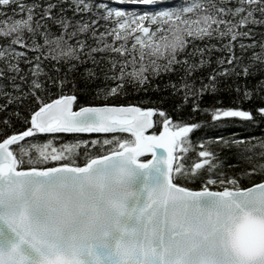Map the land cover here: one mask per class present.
<instances>
[{"label": "snow or ice", "instance_id": "1", "mask_svg": "<svg viewBox=\"0 0 264 264\" xmlns=\"http://www.w3.org/2000/svg\"><path fill=\"white\" fill-rule=\"evenodd\" d=\"M0 8V110L28 112L23 131H10L6 117L0 132V264H264V137L194 141L198 123L115 102L126 84L140 90L171 73L163 86L183 102L193 97V111L224 90L237 103L259 100L252 110L210 109L213 122L264 121V32L253 39L250 27L264 28V0L139 14L96 0H71L70 16L63 0ZM208 39L217 42L209 52L224 55L196 76L213 62L184 53ZM157 111L163 127L146 133ZM92 133L108 135H76ZM221 151L234 162L225 165Z\"/></svg>", "mask_w": 264, "mask_h": 264}, {"label": "trees", "instance_id": "2", "mask_svg": "<svg viewBox=\"0 0 264 264\" xmlns=\"http://www.w3.org/2000/svg\"><path fill=\"white\" fill-rule=\"evenodd\" d=\"M154 4L150 5H142L136 3H130L129 0H96V3H104L108 7H116L121 8L126 12H134L139 13L146 12L143 11L147 7L151 9L150 12L174 7L177 5H183L184 3H193V4H205L206 0H154ZM23 3H31L33 0H22ZM38 2L42 5L45 0H38ZM51 2V0H48ZM71 2V0H63V6L67 9V5ZM214 2L219 6L222 0H214ZM234 0H227L228 6H232ZM4 11L3 8H0V12ZM10 11V10H9ZM148 12V11H147ZM67 15H72L70 9H67ZM98 23L103 24V21H98ZM145 26H149L145 22ZM113 24L111 21L108 22V28L111 29ZM150 28L152 26H149ZM254 28L256 32V36L252 37L253 39L259 40L261 37V32H264V28L261 26H250ZM101 28H97V32L101 31ZM109 44H112L113 41L110 37L106 38ZM129 38H126L127 40ZM244 42L248 43L249 38H244ZM116 43H122L117 41ZM128 44H131V40L127 41ZM217 43L214 40L208 39L206 41H199L194 40L187 46L188 51L184 53L185 58L189 59L190 62H198L201 58H207L209 61L213 63H209L207 65L202 66L197 72L194 74L196 76H202L206 73L210 72L211 68L214 66V61L218 55H224V53L217 51L216 49H212L209 52L208 45ZM3 45V38H0V47ZM17 51H25L20 45H15ZM137 47H139L137 45ZM197 49H203V52H198ZM108 55V53H105ZM103 64L104 62L101 61ZM258 78V77H257ZM176 77L169 73L167 76L161 74L160 76L156 77L155 79H149L148 85L146 88H141L140 90H135L131 87V85H125L126 96L119 99L118 103H133L140 107H154L156 109H162L167 116L171 117L172 121H180L184 123H198L201 126L197 129H194L189 136L194 141H199L201 138L207 139L210 137H215L217 135H223L225 137L229 136L230 134H235L236 137H254V138H261L264 137V121L257 119L256 123H249L247 121H243L240 118H231L230 122H213L210 118V109L214 108H240L242 110H252L255 106L259 105L258 99H249V100H240L237 103V97L234 91H220L216 94H204L197 100L198 110H192V100L193 97H188L187 102H183L184 98L182 95H173L170 88H165L163 85L167 80L175 81ZM205 82H207L205 80ZM255 79L253 80V83ZM100 86H103L102 81H98ZM111 85V81L107 82ZM199 83V80L196 81ZM155 84L157 88H153L150 85ZM55 98V97H53ZM91 100L92 97H89ZM78 101L80 104H83V100L78 96ZM218 101V103H217ZM0 103H3V99L0 98ZM76 102L74 101V105ZM180 104L181 107L177 109L176 105ZM17 109L16 107L9 105L6 110H0V132L4 130L3 120L7 117L8 118V125L10 131H23L28 125L26 124V118L28 115L27 106L23 111L20 112V115H16ZM11 113V115H10ZM160 120L159 112L153 113V127L151 128V132L157 133L162 127L161 123H155V121ZM40 135V134H38ZM61 136L62 140H71L73 138V134H58ZM77 138L83 139H90V138H103L108 134H76ZM127 135V134H124ZM30 138H25V140ZM61 141H57L59 143ZM255 143V140H253ZM95 147V146H94ZM99 151V148H96ZM89 151H92L90 148ZM221 157L224 159L225 165L229 163H233V157L229 155L226 151H221ZM145 155L142 158H146ZM227 171V169H225ZM240 168L233 169V171L238 172ZM192 187H196V184L191 185ZM247 186V185H246Z\"/></svg>", "mask_w": 264, "mask_h": 264}, {"label": "bare ground", "instance_id": "3", "mask_svg": "<svg viewBox=\"0 0 264 264\" xmlns=\"http://www.w3.org/2000/svg\"><path fill=\"white\" fill-rule=\"evenodd\" d=\"M154 2H155V1H154ZM154 2H153L152 4H154ZM133 11H136V10H133ZM143 11H148V12H150L151 9L147 7V8H146L145 10H143ZM139 13H143V12L139 11Z\"/></svg>", "mask_w": 264, "mask_h": 264}, {"label": "rangeland", "instance_id": "4", "mask_svg": "<svg viewBox=\"0 0 264 264\" xmlns=\"http://www.w3.org/2000/svg\"><path fill=\"white\" fill-rule=\"evenodd\" d=\"M133 35H135V34H133ZM126 39V38H125ZM129 39H127L126 41H128Z\"/></svg>", "mask_w": 264, "mask_h": 264}]
</instances>
